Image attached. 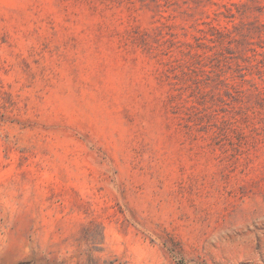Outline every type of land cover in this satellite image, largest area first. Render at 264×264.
<instances>
[{"label": "rangeland", "instance_id": "374dc122", "mask_svg": "<svg viewBox=\"0 0 264 264\" xmlns=\"http://www.w3.org/2000/svg\"><path fill=\"white\" fill-rule=\"evenodd\" d=\"M264 264V0H0V264Z\"/></svg>", "mask_w": 264, "mask_h": 264}, {"label": "trees", "instance_id": "16d2710c", "mask_svg": "<svg viewBox=\"0 0 264 264\" xmlns=\"http://www.w3.org/2000/svg\"><path fill=\"white\" fill-rule=\"evenodd\" d=\"M86 264H98V261L89 257L88 260L86 261Z\"/></svg>", "mask_w": 264, "mask_h": 264}]
</instances>
